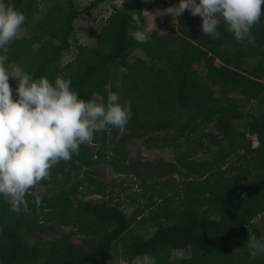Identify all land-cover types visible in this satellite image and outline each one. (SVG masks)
<instances>
[{"label": "trees", "instance_id": "1", "mask_svg": "<svg viewBox=\"0 0 264 264\" xmlns=\"http://www.w3.org/2000/svg\"><path fill=\"white\" fill-rule=\"evenodd\" d=\"M100 1L81 8L72 0H6L31 31L0 52L6 66L18 64L34 78L71 79L86 101L106 104L116 92L122 103L131 101L132 117L54 166L39 182L51 195L31 188L26 210L13 211L0 195V264H110L118 245L125 264H144V257L156 264H264V254L252 259L248 247L251 235L264 237V16L252 28L255 44L237 42L223 22L219 37L204 34L192 15H181L167 36L153 32L138 43L129 35L131 16L140 15L146 30L154 4L122 0L95 43H81L77 22ZM10 85L15 99L18 80ZM129 141L172 148L176 160L127 163ZM103 164L135 176L146 190L137 196L148 203L128 212L98 177ZM53 222L71 229L45 238L40 233ZM186 249L189 257L173 258Z\"/></svg>", "mask_w": 264, "mask_h": 264}, {"label": "clouds", "instance_id": "2", "mask_svg": "<svg viewBox=\"0 0 264 264\" xmlns=\"http://www.w3.org/2000/svg\"><path fill=\"white\" fill-rule=\"evenodd\" d=\"M262 5L264 0H179L164 9V14L179 18L189 10L202 17L204 34L219 37L223 22L237 42L255 44L252 28L264 16ZM26 19L22 11L0 0V52L19 38ZM131 23L136 28L129 35L138 43H147L150 35L142 27L141 16L132 14ZM6 62L7 56L0 55V195L19 212L21 205L27 208L29 190L48 178L60 161L79 155L81 145L91 143L96 133L109 126L123 130L132 117V106L131 101L122 103L116 92L108 95L106 104L86 101L72 89L71 79L34 78L20 65L9 68ZM10 76L18 80L15 99ZM248 247L252 259L264 254V237L251 235ZM143 260L156 264L149 257ZM131 264H141L140 258Z\"/></svg>", "mask_w": 264, "mask_h": 264}, {"label": "rangeland", "instance_id": "3", "mask_svg": "<svg viewBox=\"0 0 264 264\" xmlns=\"http://www.w3.org/2000/svg\"><path fill=\"white\" fill-rule=\"evenodd\" d=\"M69 2L70 0H64ZM98 0H72L76 5L81 8H88L92 6L94 2ZM154 4L152 9L145 12L146 16V30L148 33L158 32L160 35L167 36L169 34L170 28H177L179 18L173 17L170 14H164V9L175 6L179 3V0H148ZM52 1L46 2L51 3ZM123 3L122 0H106L100 1L94 7L87 9L85 14L78 20V39L84 44H94L96 38L104 24L106 18L113 12L120 4ZM43 7V6H42ZM264 9V5H262ZM182 15H191L189 10H185ZM193 16V15H192ZM198 18V23L202 22V17L196 16ZM31 31L27 27H22L20 30V36H29ZM138 55H142L138 52ZM75 56V50L73 49L66 55V62L72 60ZM218 64H221L218 61ZM12 66V65H11ZM10 68V67H9ZM12 77L9 78V83L12 82ZM98 98V97H96ZM241 128H244L247 124V119L239 122ZM246 128V127H245ZM209 131L214 132V128L211 127ZM255 146L259 145L258 139L253 137ZM128 152L127 163L133 162L135 159H142L143 161H174L176 160V151L172 148L160 149L156 146L148 147L143 141H129L123 145ZM97 148V147H96ZM98 177L105 181L112 190H114V196L120 198L127 202V211L132 213L135 209L143 207L148 203L147 197H138V194L145 192V189L140 187V184L135 176L121 175L116 172L111 166L103 164L97 167ZM176 179L177 183H180L182 177L180 175H174L172 177ZM52 187V186H51ZM34 194L42 193L51 195L50 191H47L44 183H38L33 187ZM149 196V194H148ZM92 199L102 200L101 196L94 195L91 196ZM54 228L48 230L47 232L40 233L45 238H52L54 236L61 235L63 232H69L70 227H65L59 222H53ZM139 233H151L147 231L146 228L136 229ZM191 255L189 249L186 250H175L173 253L174 259L187 258ZM110 264H125V260L122 256L121 246H116L113 251V258Z\"/></svg>", "mask_w": 264, "mask_h": 264}, {"label": "built area", "instance_id": "4", "mask_svg": "<svg viewBox=\"0 0 264 264\" xmlns=\"http://www.w3.org/2000/svg\"><path fill=\"white\" fill-rule=\"evenodd\" d=\"M254 137H256V138L258 139V137H257V136H254ZM258 142H259V139H258ZM254 144H255V142H254Z\"/></svg>", "mask_w": 264, "mask_h": 264}, {"label": "water", "instance_id": "5", "mask_svg": "<svg viewBox=\"0 0 264 264\" xmlns=\"http://www.w3.org/2000/svg\"><path fill=\"white\" fill-rule=\"evenodd\" d=\"M183 16H185V15H183Z\"/></svg>", "mask_w": 264, "mask_h": 264}]
</instances>
